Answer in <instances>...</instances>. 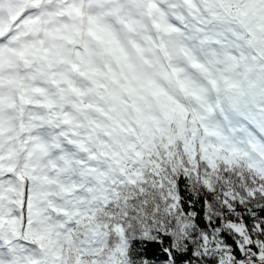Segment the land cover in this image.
Here are the masks:
<instances>
[{
    "label": "snow or ice",
    "instance_id": "obj_1",
    "mask_svg": "<svg viewBox=\"0 0 264 264\" xmlns=\"http://www.w3.org/2000/svg\"><path fill=\"white\" fill-rule=\"evenodd\" d=\"M0 264H264V0H0Z\"/></svg>",
    "mask_w": 264,
    "mask_h": 264
}]
</instances>
